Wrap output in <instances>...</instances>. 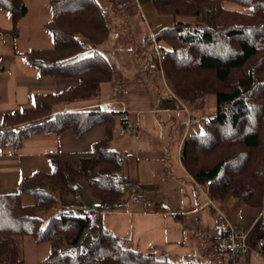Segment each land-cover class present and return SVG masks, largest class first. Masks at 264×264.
I'll use <instances>...</instances> for the list:
<instances>
[{"label":"trees","instance_id":"1","mask_svg":"<svg viewBox=\"0 0 264 264\" xmlns=\"http://www.w3.org/2000/svg\"><path fill=\"white\" fill-rule=\"evenodd\" d=\"M150 2L157 14L174 20L153 39L164 56L157 60L155 53L152 61L164 71L170 90L184 102H199L202 107L208 95L215 98V112L205 120L203 130L183 138L179 157L183 168L197 184L207 187L214 200L231 195L247 206L262 208L264 0ZM48 3L51 16L44 26L51 45L32 49L25 57L40 75L73 83L57 92L36 93L31 107L5 114L0 146L17 150L32 135L71 129L80 136L99 124L105 127V136L92 144L76 166L65 163L58 150L48 151L51 171H35L20 179L15 190L0 193V264H25L19 250V239L25 235L49 242L47 264H177L134 250L125 238L105 227L81 252L79 242L89 226L88 216L56 215L50 210L57 204L54 192L63 200L76 193L78 179L96 172L88 183L90 192L100 202V210L115 211L125 204L127 177L123 153L110 147L119 112L87 107L53 113V107L61 103L97 99L101 85L111 81L113 67L96 49L109 36V16L95 0ZM0 8L10 12L11 33L17 36L19 21L27 12L25 0H0ZM186 15L193 20L176 18ZM159 43L167 44L165 49ZM234 73L238 74L235 83L225 84ZM118 121L125 123L123 118ZM21 193L33 196L34 202L22 203ZM208 250L211 258L200 264H224L215 238Z\"/></svg>","mask_w":264,"mask_h":264},{"label":"crops","instance_id":"2","mask_svg":"<svg viewBox=\"0 0 264 264\" xmlns=\"http://www.w3.org/2000/svg\"><path fill=\"white\" fill-rule=\"evenodd\" d=\"M28 13L27 8L19 21V33L13 36L11 14L0 8V124L5 114L31 107L36 93L57 92L73 83L70 79L40 75L27 62L26 52L46 48H29L28 42H19L24 34L21 33V21ZM45 22L40 23L39 20L32 27V32L39 39L42 37L40 43L45 42L46 38L40 35L42 27L47 30ZM6 32H9L10 42L4 34ZM49 36L51 41L50 33ZM17 46L23 49H17ZM129 58V63L119 62V66H123L122 73L117 74L113 68L111 81L101 85L97 99L61 103L53 107V113L111 105V110L119 112L125 120L124 124L118 122L120 129H116V120L110 141V147L124 155L125 175H130L133 167L137 181L139 177H145L151 185L157 187L158 184L154 191L160 193L159 196L168 199L175 194L179 200L173 206L164 203L163 206L142 208L136 206L133 200H127L123 207L115 211H102L99 208L95 219L100 223L99 229L105 227L125 238L134 250L152 252L158 258L184 264L189 258L199 262L211 258L208 250L211 241L215 238L218 243L230 224L249 232V250L235 264H264V249L262 258H257L253 251L256 238L264 235V198L262 208L244 207L241 204L239 207L235 199H229L231 195L217 201L209 196L205 185L199 184L201 190L197 189V183L183 168L179 158L183 138L191 127L188 110L181 105L175 108L166 97L167 91L164 97L157 95L152 81L146 78L145 73L139 72L135 61H131V56ZM181 123L185 133L177 138ZM192 127L197 131L202 129L195 123ZM104 136L105 127L99 124L80 136H76L71 129L61 133L49 131L28 137L17 150L0 146V193L15 190L20 179L35 171H51L46 155L48 151L58 150L62 156L85 154L94 142ZM219 215L223 219H219ZM222 259L224 264H228L225 254Z\"/></svg>","mask_w":264,"mask_h":264},{"label":"rangeland","instance_id":"3","mask_svg":"<svg viewBox=\"0 0 264 264\" xmlns=\"http://www.w3.org/2000/svg\"><path fill=\"white\" fill-rule=\"evenodd\" d=\"M95 2H97V4L103 10H105L110 19L109 36L104 42L97 45L96 49L110 61L114 71L117 74L122 73L123 66H119V62L124 61L125 63H129V56H131V61H135L134 65L138 68L139 72L145 73L146 78L152 81V86L155 89L157 95L164 97L166 91L167 93L171 92L179 101L181 106L188 110L191 119L189 120V125L191 126L189 127V132L197 131L192 127L194 123L196 125H200L203 130V124L205 120L215 112L216 105L214 96L208 95L203 107L200 106L199 102L191 104L184 102L173 91L170 90L169 85L165 81L166 78H164V71H162L160 66L156 68V62L152 61V58L156 53V49H158V47L153 43L155 33L165 27H170L174 22L173 18L170 16H162L157 14L153 9L150 0H95ZM26 5L29 13L21 21V33L24 34L19 42H28L29 48L35 46L46 48L49 47L51 45V41L47 30L42 27L44 33L41 32L40 35L46 36V38H44L45 42L43 43H40V39H42V37L39 39L36 34L32 32V27L37 21L40 20L41 23L43 21L49 20L51 11L48 0H26ZM37 14L42 15V17H38ZM176 18L183 19L187 22L193 20V18L187 15L185 17L177 16ZM8 33L9 32H6L4 34L6 35L8 42H10V36ZM151 41L152 43H150ZM159 45L163 46L165 49L164 45L166 46L167 44L159 43ZM17 49L23 48L17 46ZM237 77L238 74H232L229 80L230 83L227 82L225 84L232 85L235 83L234 81ZM166 86L168 90L166 89ZM198 106L200 107L198 108ZM89 108L112 109L111 105L92 106ZM54 109L56 110V107ZM120 118L121 115L117 114V119H115L117 120L116 129L121 128L120 124L118 123V119ZM190 121H193V123H190ZM182 125L183 124L181 123L179 126L178 130L180 132H178V135H176L177 138L182 137V134L185 133L184 126L182 128ZM84 155L85 154H64L62 159L65 163L76 166L78 160ZM129 173L130 175H128L126 172L128 181L125 184V201L133 200L132 202L136 206L142 208H151L157 205L163 206L164 203H169V206H173L178 203L179 198L175 194L169 196L168 199L163 195L159 196L160 193L157 194V192L154 191L156 188H158L157 183V187H155L154 185H151L152 183H149L145 177H139V181H137L138 176L135 174L133 167H131V171ZM94 178H96V172L90 173L88 178L78 179V189L76 193L64 197L63 200H58V194L57 192H54V195H57L56 197L54 196V198L57 200V204L50 208L53 214L56 215L65 214L78 217L88 216L90 222L89 226L82 234L79 242V249L81 252H84L87 249L92 237L99 230L100 226V223L95 222V219L98 216L100 202L91 194L88 185V183ZM231 197L232 196H230L229 199H235L239 207L240 204L244 205V207H250L243 204L237 198ZM21 201L24 204H30L34 202V197L27 193H21ZM91 209H94V212H90L89 210ZM236 210L239 212L240 216H242L240 212L241 210H239V208ZM19 250L21 256L24 258L25 264H47L44 260L49 252L48 241L36 242L33 236L25 235L19 239ZM189 261L195 262L196 264L205 262H199L197 259L189 258L186 259L184 263Z\"/></svg>","mask_w":264,"mask_h":264},{"label":"built area","instance_id":"4","mask_svg":"<svg viewBox=\"0 0 264 264\" xmlns=\"http://www.w3.org/2000/svg\"><path fill=\"white\" fill-rule=\"evenodd\" d=\"M158 50L159 49H156V54L158 59H161L164 56V53ZM166 97L173 102L175 108H178L179 105H181L171 92H169ZM208 184L209 181H206V185ZM197 189L201 190L199 184H197ZM90 211H92V209ZM219 219H223V216L219 215ZM248 235L249 232L246 229L230 224L226 226L224 234L218 241V246L225 254L228 264H235L236 260L249 250V245L247 243ZM263 249L264 235H261L256 238L253 250L254 255L257 258H262Z\"/></svg>","mask_w":264,"mask_h":264},{"label":"bare ground","instance_id":"5","mask_svg":"<svg viewBox=\"0 0 264 264\" xmlns=\"http://www.w3.org/2000/svg\"><path fill=\"white\" fill-rule=\"evenodd\" d=\"M90 211V210H89ZM90 212H94V210L90 211Z\"/></svg>","mask_w":264,"mask_h":264}]
</instances>
